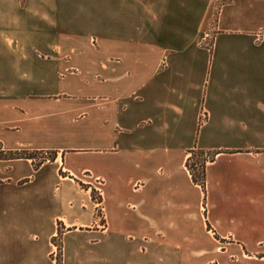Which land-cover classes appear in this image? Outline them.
Masks as SVG:
<instances>
[{
	"label": "crops",
	"instance_id": "0c3cea01",
	"mask_svg": "<svg viewBox=\"0 0 264 264\" xmlns=\"http://www.w3.org/2000/svg\"><path fill=\"white\" fill-rule=\"evenodd\" d=\"M75 123L118 143L88 147L99 160H145L110 196L86 168L105 178L102 225L74 179L0 159V264H56L59 221L63 264H264V0H0V150L65 146ZM197 150L215 154L203 185Z\"/></svg>",
	"mask_w": 264,
	"mask_h": 264
},
{
	"label": "rangeland",
	"instance_id": "374dc122",
	"mask_svg": "<svg viewBox=\"0 0 264 264\" xmlns=\"http://www.w3.org/2000/svg\"><path fill=\"white\" fill-rule=\"evenodd\" d=\"M89 29V28H87ZM89 38L92 35L96 34V28H90L89 30ZM97 37V36H96ZM90 43V39H89ZM89 50H96V44L90 43ZM63 74L69 77H73L71 72L66 70L64 67L62 68ZM80 73L83 75L77 76L78 78L88 77L90 82H94V74H87L86 70H83L81 67ZM84 93L78 92L76 95L78 97L83 96ZM76 113L73 114V117H76ZM90 118H92L93 122L91 123V127L93 130L97 131L98 128L104 131V133L108 132L112 134L115 130L114 128V118L112 115L105 117L106 120L104 122L103 118L100 123L97 120V114H93ZM96 118V119H95ZM62 126V125H60ZM58 128V140L59 144L65 146H59L57 148H47L35 151L28 150H20V151H1L0 155L4 154L6 156L26 158L20 156H32L33 164L35 168H39L42 165L50 166L47 168L48 177L54 178L58 180L62 179H74L77 185L83 190H89V195L91 196V203L94 205V215L98 218L99 223L102 225L107 224L106 219V210L104 203V195H103V186L105 178L108 181V185L106 187L107 195L110 196L114 191V184L116 181H128L131 176H135L138 173V170L135 168L136 163H142L145 159L143 156H135L128 154V148L120 149L118 152H110L107 151L105 154L100 155V160L98 159V155L93 153H88L90 151H94V149H90L88 147L101 148V149H110L114 145H118V143L113 138H105V139H94L92 137L81 136L80 127L78 123H75L72 126V130L70 126H63ZM75 127V128H74ZM125 147V146H122ZM15 153V154H13ZM211 153H206L202 150H197L193 154H191V159L189 161L190 166L193 167L194 172L197 176H200L203 173V166L207 164V161L210 160ZM12 159V158H10ZM67 159L70 165L67 164ZM99 160V161H98ZM187 163V162H186ZM74 166L76 169V175L71 174V171L68 169L70 166ZM187 166V164H186ZM91 170L95 172L97 169L103 171V177H97ZM45 168V167H43ZM50 168V169H49ZM188 168V167H187ZM190 171V170H189ZM72 181V180H71ZM200 184V183H199ZM91 188V189H90ZM128 193L123 194V198L127 199ZM73 205V203H70ZM206 207V204H203ZM206 212V211H205ZM208 231L211 229L210 226L207 227ZM65 231H67L66 225L62 222H58V232L52 238V248L53 252L51 254L52 258L56 260V264H63V236ZM208 237L205 241L218 246L222 245V241L219 240L218 235L212 234V232L207 233ZM236 245V244H235ZM216 253H221V250L218 249ZM207 264H218V261L210 262Z\"/></svg>",
	"mask_w": 264,
	"mask_h": 264
},
{
	"label": "trees",
	"instance_id": "16d2710c",
	"mask_svg": "<svg viewBox=\"0 0 264 264\" xmlns=\"http://www.w3.org/2000/svg\"><path fill=\"white\" fill-rule=\"evenodd\" d=\"M2 151V150H1ZM194 153V152H193ZM192 153V154H193ZM13 154H15V153H13ZM20 157H26V158H32V156H20ZM214 157H215V154H212L211 156H210V160H213L214 159ZM10 158H15V157H12V156H6V155H4V154H1L0 155V159H10ZM17 158H19V157H17ZM190 159H191V156L188 158V160H187V167H188V169L190 170V172H191V175H192V178H193V181L195 182V183H200V184H204L205 183V165L203 166V173L200 175V176H197L196 174H195V172H194V169H193V167L192 166H190V164H189V161H190Z\"/></svg>",
	"mask_w": 264,
	"mask_h": 264
},
{
	"label": "built area",
	"instance_id": "2783aa9c",
	"mask_svg": "<svg viewBox=\"0 0 264 264\" xmlns=\"http://www.w3.org/2000/svg\"><path fill=\"white\" fill-rule=\"evenodd\" d=\"M205 115V117H206V114H204Z\"/></svg>",
	"mask_w": 264,
	"mask_h": 264
}]
</instances>
